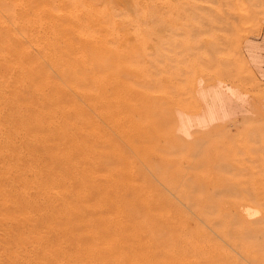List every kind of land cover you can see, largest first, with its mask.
I'll return each instance as SVG.
<instances>
[{
  "label": "rangeland",
  "instance_id": "374dc122",
  "mask_svg": "<svg viewBox=\"0 0 264 264\" xmlns=\"http://www.w3.org/2000/svg\"><path fill=\"white\" fill-rule=\"evenodd\" d=\"M172 245L264 264V0H0V264Z\"/></svg>",
  "mask_w": 264,
  "mask_h": 264
},
{
  "label": "bare ground",
  "instance_id": "6f19581e",
  "mask_svg": "<svg viewBox=\"0 0 264 264\" xmlns=\"http://www.w3.org/2000/svg\"><path fill=\"white\" fill-rule=\"evenodd\" d=\"M79 48V47H78ZM80 55V54H79ZM83 59V58H82ZM123 124V123H122ZM124 125V124H123ZM124 127V126H123ZM126 127V126H125ZM228 188V187H227ZM230 188V187H229ZM212 205V204H211ZM233 209H235V208H233ZM244 209H246V207L244 208ZM235 211V210H234ZM242 210H240L239 211V213L241 212ZM233 213V212H232ZM243 213V212H242ZM244 213H245V211H244ZM236 214H238V212H236ZM238 215H240V214H238ZM245 215V214H244ZM233 216H235V214L233 215ZM238 216H236V218H237ZM232 218V217H231ZM236 218H234V219H236ZM238 219V218H237ZM173 229H175V231H181L182 230V228H179V224L177 223V225L175 226V228H173ZM193 245H191V247H187L188 249L186 250V252L184 251V252H181L180 253V249L181 248H179V245H172V249H171V251H170V253L169 254H167V256H168V259H169V261L170 262H166V261H164V263L163 264H191V260H190V258H191V254L193 253V252H195V254H200L201 256H204V254L207 252L208 253V251H205V249H203V250H201V249H199L197 252L193 249V247H192ZM124 251H126L127 252V250H124ZM129 251V250H128ZM132 252H133V250H132ZM137 252H139V251H137ZM120 253V252H119ZM134 253V252H133ZM133 253H132V255H133ZM259 253L260 252H257V250H255V254L254 255H249V256H251V257H249L248 259H250L252 262H254V263H257V262H259ZM129 254V253H128ZM127 254V255H128ZM129 255H131V254H129ZM200 256V257H201ZM170 257H171V260H170ZM190 257V258H189ZM214 257H216L217 258V256L215 255ZM158 260V259H157ZM222 261V260H221ZM221 261H216L215 259H213V258H211V259H209L208 260V262H209V264H221ZM127 262H129V261H127ZM126 262V263H127ZM207 262V263H208ZM158 263V262H157ZM160 263V262H159ZM193 264H197V263H193Z\"/></svg>",
  "mask_w": 264,
  "mask_h": 264
}]
</instances>
